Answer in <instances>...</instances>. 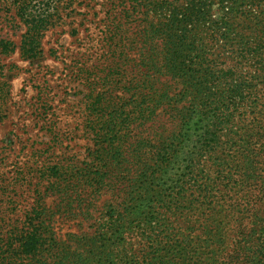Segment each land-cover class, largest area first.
I'll list each match as a JSON object with an SVG mask.
<instances>
[{
    "label": "rangeland",
    "instance_id": "374dc122",
    "mask_svg": "<svg viewBox=\"0 0 264 264\" xmlns=\"http://www.w3.org/2000/svg\"><path fill=\"white\" fill-rule=\"evenodd\" d=\"M257 1L0 0V236L20 232L31 218L51 227L53 264H102L100 252L117 264L113 247L131 238L100 227L111 214H122L129 229L144 221L137 213L139 134L130 135L123 160L107 158V138L97 132L139 129L135 112L161 96L160 121L145 127L168 128L159 133L170 143L193 94L182 98L184 86L164 67L169 20L187 13L186 29L198 34L194 52L213 58L223 45L211 35L213 21L234 17L230 28L241 32L239 16L257 15ZM114 111L131 120L110 122ZM146 151L141 158L155 149Z\"/></svg>",
    "mask_w": 264,
    "mask_h": 264
},
{
    "label": "trees",
    "instance_id": "16d2710c",
    "mask_svg": "<svg viewBox=\"0 0 264 264\" xmlns=\"http://www.w3.org/2000/svg\"><path fill=\"white\" fill-rule=\"evenodd\" d=\"M256 3L257 15L239 16L241 32L230 28L234 17L213 21L211 35L223 42L213 58L194 52L191 40L198 34L186 29L187 13L169 20L164 67L184 86L182 98L193 94L170 143L159 133L168 128L145 127L160 121L161 96L155 106H139L134 117L139 129L127 124L119 132L110 126L97 132L107 138L102 144L107 158L123 160L130 135L139 134L131 146L139 158L137 213L144 221L129 229L122 214H111L100 227L131 238L113 247L117 264H264V0ZM194 6L189 3L186 11L194 12ZM129 116L119 112L110 122L126 124ZM148 131L157 145L147 140ZM149 148L155 151L141 158ZM106 174L99 185L105 186ZM33 220L18 233L0 236V264L55 262L54 239L46 236L50 226ZM99 257V263H108L103 252Z\"/></svg>",
    "mask_w": 264,
    "mask_h": 264
}]
</instances>
